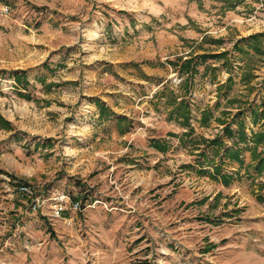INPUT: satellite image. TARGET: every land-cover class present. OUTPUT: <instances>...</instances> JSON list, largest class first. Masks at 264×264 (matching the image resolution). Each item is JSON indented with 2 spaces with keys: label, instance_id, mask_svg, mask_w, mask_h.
<instances>
[{
  "label": "rangeland",
  "instance_id": "374dc122",
  "mask_svg": "<svg viewBox=\"0 0 264 264\" xmlns=\"http://www.w3.org/2000/svg\"><path fill=\"white\" fill-rule=\"evenodd\" d=\"M262 131L264 0H0V264H264Z\"/></svg>",
  "mask_w": 264,
  "mask_h": 264
},
{
  "label": "trees",
  "instance_id": "16d2710c",
  "mask_svg": "<svg viewBox=\"0 0 264 264\" xmlns=\"http://www.w3.org/2000/svg\"><path fill=\"white\" fill-rule=\"evenodd\" d=\"M197 58H198L197 61L200 59L201 62L206 60V56L204 54H201ZM195 62H196V60H195ZM190 63H191V61H187L186 60L184 62V65H181L180 70L191 69ZM17 77H19V76H15L16 80H17ZM20 78H22V77H19L18 79H20ZM165 89H166V87L163 86L162 91H164ZM99 109H100V115H104L106 113V108H105L104 105H99ZM201 115H202L201 116V122H206V120L210 116V112H208V111L207 112H203V113H201ZM189 116H190V112H189V108L187 107V104L175 106L174 108H172V111L169 113V117L170 118L174 117L176 120L181 118V120L179 119V121H181V122H179L181 125H183V124L184 125H188ZM123 119H125V118H123ZM229 127H230L229 124H227L225 126V128H224V130L227 133H230V128ZM118 128H119V131L121 133H124V132H126L129 129V126H126L125 128H123L121 124H118ZM190 129L191 128H189V130ZM242 130H243V123L241 121V123H239V128H238L237 141L238 140H240V141H245L246 140L245 133ZM186 133H187V131H186ZM263 138H264V131L255 133V135L252 136V141H253L252 143L254 144V146H251L249 148V149H251L253 147L252 148L253 152H251L253 154L252 158H253V161L256 164L255 166L257 167L258 170H262L264 168V152H262L260 150H256L255 146L258 143H260ZM189 141H192V139H190ZM203 143H204V147L202 149H200L198 151V154H197L198 155L197 157H199V160H197V163H199L201 165H203V163H212L211 161L213 160V158L210 159L207 154H210L211 150L214 151V149H215V152H214V154H215V153L218 152L217 149L219 148V146H224V144L219 140V138H213L211 140H204ZM150 145L154 146L157 149H161V150L166 149V147H167L166 143H164V140H159V139H154V138H152L150 140ZM228 149H229L228 147H226L224 149L226 151V155L231 157V158H234V159H237V160L240 161V156L238 154V151L237 150L233 151L231 149H229V151H228ZM201 157L203 159L202 161L200 160ZM218 164L219 163H216L215 167H214V170H215L214 173H217V174L220 173ZM226 175L222 174V176H221V179H223L224 182L228 181L227 178L229 176L227 175L228 176L227 177ZM212 176H214V175H212Z\"/></svg>",
  "mask_w": 264,
  "mask_h": 264
},
{
  "label": "built area",
  "instance_id": "2783aa9c",
  "mask_svg": "<svg viewBox=\"0 0 264 264\" xmlns=\"http://www.w3.org/2000/svg\"><path fill=\"white\" fill-rule=\"evenodd\" d=\"M6 181L3 183L4 191L7 192V195L9 197H15V196H28V203H27V210H37L41 207V205L44 202V198L42 195H35L33 193V190L31 186L27 184H11V181L9 177H5ZM52 204H51V213L54 217H59L63 211L66 209L70 210H78L79 209V203L76 201H72L68 194L62 192V193H52ZM27 198V197H26ZM68 204V206H67Z\"/></svg>",
  "mask_w": 264,
  "mask_h": 264
}]
</instances>
